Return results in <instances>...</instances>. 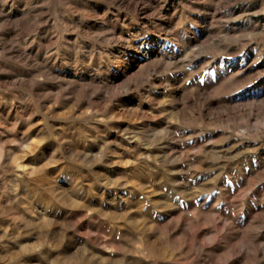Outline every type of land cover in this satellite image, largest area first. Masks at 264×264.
Wrapping results in <instances>:
<instances>
[{
	"label": "rangeland",
	"instance_id": "374dc122",
	"mask_svg": "<svg viewBox=\"0 0 264 264\" xmlns=\"http://www.w3.org/2000/svg\"><path fill=\"white\" fill-rule=\"evenodd\" d=\"M0 264H264V0H0Z\"/></svg>",
	"mask_w": 264,
	"mask_h": 264
}]
</instances>
